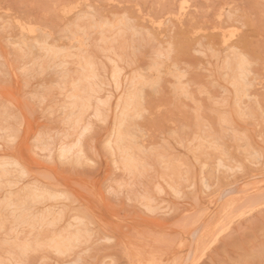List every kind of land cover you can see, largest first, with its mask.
Returning <instances> with one entry per match:
<instances>
[{
    "label": "rangeland",
    "instance_id": "rangeland-1",
    "mask_svg": "<svg viewBox=\"0 0 264 264\" xmlns=\"http://www.w3.org/2000/svg\"><path fill=\"white\" fill-rule=\"evenodd\" d=\"M0 264H264V0H0Z\"/></svg>",
    "mask_w": 264,
    "mask_h": 264
}]
</instances>
